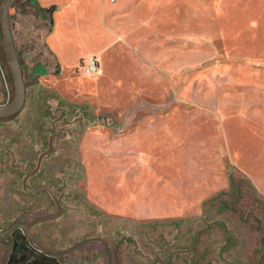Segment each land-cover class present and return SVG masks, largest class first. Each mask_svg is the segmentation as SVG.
Instances as JSON below:
<instances>
[{
  "label": "rangeland",
  "instance_id": "374dc122",
  "mask_svg": "<svg viewBox=\"0 0 264 264\" xmlns=\"http://www.w3.org/2000/svg\"><path fill=\"white\" fill-rule=\"evenodd\" d=\"M24 3L10 19L32 84L11 124L25 138L43 111L50 137L51 120L64 111L59 164L75 191L68 207L86 223L100 220L97 232L106 223L113 236L133 234L145 247H197L193 264H264V0ZM94 53L100 69L88 75L81 65ZM142 153L149 158L140 173ZM49 161L56 165V154ZM99 174L113 206L177 214L98 217L87 195L89 177Z\"/></svg>",
  "mask_w": 264,
  "mask_h": 264
},
{
  "label": "flooded vegetation",
  "instance_id": "af4514ba",
  "mask_svg": "<svg viewBox=\"0 0 264 264\" xmlns=\"http://www.w3.org/2000/svg\"><path fill=\"white\" fill-rule=\"evenodd\" d=\"M24 2L17 0L10 9L19 3L24 6ZM19 59L22 67L20 55ZM7 78L11 81L0 48V104L8 102L12 96V82L11 88L5 86ZM23 79L26 88L32 84L29 77L23 75ZM25 94L24 105L26 89ZM34 98V105L42 109L43 97L37 93ZM61 100L63 96L57 93V106L52 107L57 112L63 110L59 106ZM19 113L0 119V264H145V260L149 264H193V251L197 247L171 250L164 243L152 249L140 244L133 234L113 236L111 225L106 226V223L101 224L105 226L104 233L97 232L95 222L100 220L86 223L91 221L86 220L87 216L68 207L75 191H67L73 184L65 181L63 166L59 164L63 163V151L58 147L65 133L61 123L64 111L51 120L55 131L50 137L48 117L43 111L35 115L34 132L26 129L25 138L20 137L16 126L11 124ZM54 139H57L56 147ZM34 147L40 149L37 156ZM51 154H56V165H50ZM87 201L103 212L98 217H112L89 198Z\"/></svg>",
  "mask_w": 264,
  "mask_h": 264
},
{
  "label": "water",
  "instance_id": "95a60500",
  "mask_svg": "<svg viewBox=\"0 0 264 264\" xmlns=\"http://www.w3.org/2000/svg\"><path fill=\"white\" fill-rule=\"evenodd\" d=\"M16 1L17 0L0 1V48L4 55L13 88L11 99L6 103L0 104V119L12 118L17 115L24 106L26 95V82L23 79L22 67L15 47L9 13L10 8ZM261 262L262 258L259 260V264H261Z\"/></svg>",
  "mask_w": 264,
  "mask_h": 264
},
{
  "label": "crops",
  "instance_id": "0c3cea01",
  "mask_svg": "<svg viewBox=\"0 0 264 264\" xmlns=\"http://www.w3.org/2000/svg\"><path fill=\"white\" fill-rule=\"evenodd\" d=\"M46 1V0H45ZM49 4L50 3H48V4H40L42 7H44L45 9L46 8H49ZM53 43L57 46V47H60L59 46V44H57V43H55L54 41H53ZM56 52V51H55ZM56 54L58 55V60H59V62L61 63V65H62V56L60 55V54H58L57 52H56ZM91 55H96L95 53L94 54H91ZM84 60V59H83ZM144 121H143V119H141L140 118V121H139V123H138V125L137 126H141V124L143 123ZM153 122L154 121H146L145 123H149L148 124V126H151V125H154L153 124ZM159 122V125H164V123L163 124H161V122L160 121H158ZM165 122V121H164ZM168 122H169V120H168ZM189 129H187V128H185V135H187L188 134V132H189V134L191 133L190 131H188ZM111 140H109V144H111ZM185 144L187 145V142L185 141ZM170 149V148H169ZM171 150H173V149H170L169 151H171ZM107 154H108V156H111V157H115V155H114V153L113 152H109V151H106V150H104ZM186 152H187V150H186ZM159 157V156H158ZM162 157H164V156H161V158ZM147 158H149V155L148 154H146V153H142L141 155H140V173L141 172H143V170H144V165H142V161H146L147 160ZM152 158H156V157H152ZM170 160H171V158H169ZM152 160H150V161H147L146 162V164H145V167H147V168H150V167H152ZM144 164V163H143ZM96 171V170H95ZM98 171V170H97ZM101 171H103V170H101ZM93 174H96V173H94L93 172ZM104 176V175H103ZM101 174H99L98 176H96L94 179L92 178V177H89V183H88V198H89V200L92 202V203H94V204H96V205H98L99 207H101L102 209H105L107 212H109V213H111V214H115V215H126V216H131V217H133V218H137V219H140V220H146V219H152V218H158V217H164V216H172V215H175V214H177V212L176 211H169V212H166V213H162V212H151L150 210H144V209H142L138 204H132V206H131V208L132 209H130V210H128L126 207L125 208H122L121 207V209L120 208H118V207H116V206H118L117 204H116V206H113V204H112V201L108 198V196H110L111 194H112V192H113V190L111 189V191L110 190H108L106 187H105V179H102L101 177H103ZM110 178H112V176H109ZM93 179V180H92ZM102 183V184H101ZM94 185L93 186V188H91V185ZM99 184V185H98ZM100 184H101V186H100ZM260 188V187H259ZM104 189H106V191L104 190ZM261 189V188H260ZM91 190V191H90ZM92 190H93V192H92ZM187 191H188V188L186 189ZM262 190V189H261ZM263 191V190H262ZM264 192V191H263ZM113 201H115V200H113ZM187 204H189V199H185V205H187ZM111 205V206H110ZM120 205H123V207H124V204H119V206ZM141 208V209H140Z\"/></svg>",
  "mask_w": 264,
  "mask_h": 264
},
{
  "label": "built area",
  "instance_id": "2783aa9c",
  "mask_svg": "<svg viewBox=\"0 0 264 264\" xmlns=\"http://www.w3.org/2000/svg\"><path fill=\"white\" fill-rule=\"evenodd\" d=\"M81 69L88 75L98 72L100 69L99 57L97 55H91L84 59Z\"/></svg>",
  "mask_w": 264,
  "mask_h": 264
},
{
  "label": "trees",
  "instance_id": "16d2710c",
  "mask_svg": "<svg viewBox=\"0 0 264 264\" xmlns=\"http://www.w3.org/2000/svg\"><path fill=\"white\" fill-rule=\"evenodd\" d=\"M46 9H49V8H46Z\"/></svg>",
  "mask_w": 264,
  "mask_h": 264
}]
</instances>
